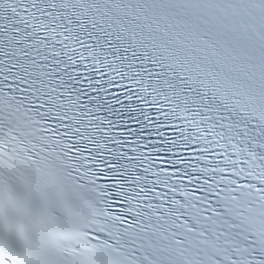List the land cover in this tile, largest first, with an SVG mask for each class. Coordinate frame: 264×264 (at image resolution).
I'll return each mask as SVG.
<instances>
[{
	"label": "snow or ice",
	"instance_id": "obj_1",
	"mask_svg": "<svg viewBox=\"0 0 264 264\" xmlns=\"http://www.w3.org/2000/svg\"><path fill=\"white\" fill-rule=\"evenodd\" d=\"M0 264H264V0H0Z\"/></svg>",
	"mask_w": 264,
	"mask_h": 264
}]
</instances>
